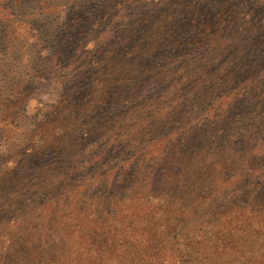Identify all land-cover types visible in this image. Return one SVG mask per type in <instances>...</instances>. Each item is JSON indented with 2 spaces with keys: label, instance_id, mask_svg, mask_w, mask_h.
Returning a JSON list of instances; mask_svg holds the SVG:
<instances>
[{
  "label": "trees",
  "instance_id": "1",
  "mask_svg": "<svg viewBox=\"0 0 264 264\" xmlns=\"http://www.w3.org/2000/svg\"><path fill=\"white\" fill-rule=\"evenodd\" d=\"M0 144V264L201 262L264 213V0H0Z\"/></svg>",
  "mask_w": 264,
  "mask_h": 264
},
{
  "label": "rangeland",
  "instance_id": "2",
  "mask_svg": "<svg viewBox=\"0 0 264 264\" xmlns=\"http://www.w3.org/2000/svg\"><path fill=\"white\" fill-rule=\"evenodd\" d=\"M57 92L58 87L54 83L41 86L40 91L35 95L36 98L31 100L28 105L26 124L31 126L46 116V107L44 108L43 103L51 102ZM39 100L43 102L40 103ZM0 146L2 145L0 144ZM246 217L249 218V227L246 224L241 226ZM206 230L209 232L201 236L197 246L198 254H206L201 262L194 261L193 264H264V213L238 211L231 218L223 220L222 223L205 226L203 231L206 232ZM133 234H138L143 239L150 235L147 232L142 233V229L138 227ZM208 239L210 240L208 241ZM149 243V240L139 239L129 243L128 249L131 248L132 252L137 246L136 249L144 253L143 256H148L137 258L139 260L137 264H180L179 260L184 258H187L189 264L194 259V255L181 256L180 246L175 250H169L166 245L153 258L149 256V253L153 251L150 249ZM187 250L191 253L196 248L191 244Z\"/></svg>",
  "mask_w": 264,
  "mask_h": 264
}]
</instances>
